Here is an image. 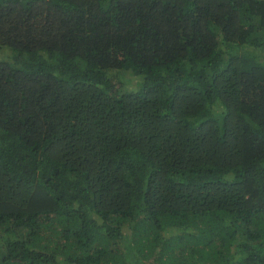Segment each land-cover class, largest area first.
Wrapping results in <instances>:
<instances>
[{
  "label": "trees",
  "instance_id": "16d2710c",
  "mask_svg": "<svg viewBox=\"0 0 264 264\" xmlns=\"http://www.w3.org/2000/svg\"><path fill=\"white\" fill-rule=\"evenodd\" d=\"M0 264H264V0H0Z\"/></svg>",
  "mask_w": 264,
  "mask_h": 264
}]
</instances>
